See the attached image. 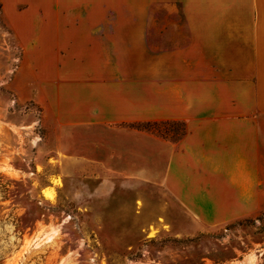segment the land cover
<instances>
[{
    "label": "crops",
    "instance_id": "0c3cea01",
    "mask_svg": "<svg viewBox=\"0 0 264 264\" xmlns=\"http://www.w3.org/2000/svg\"><path fill=\"white\" fill-rule=\"evenodd\" d=\"M0 2L66 171L159 189L188 233L264 207V0Z\"/></svg>",
    "mask_w": 264,
    "mask_h": 264
},
{
    "label": "rangeland",
    "instance_id": "374dc122",
    "mask_svg": "<svg viewBox=\"0 0 264 264\" xmlns=\"http://www.w3.org/2000/svg\"><path fill=\"white\" fill-rule=\"evenodd\" d=\"M44 111L0 2V264H264V207L184 232L159 189L79 164L66 171Z\"/></svg>",
    "mask_w": 264,
    "mask_h": 264
}]
</instances>
